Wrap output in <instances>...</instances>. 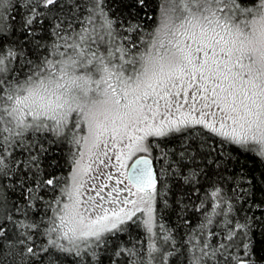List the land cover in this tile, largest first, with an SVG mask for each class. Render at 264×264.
<instances>
[{"label":"snow or ice","instance_id":"snow-or-ice-1","mask_svg":"<svg viewBox=\"0 0 264 264\" xmlns=\"http://www.w3.org/2000/svg\"><path fill=\"white\" fill-rule=\"evenodd\" d=\"M133 6L147 7L145 0ZM157 7V26L145 32L138 20L112 17L105 0H0V264H16L17 256L19 264H38L41 254L58 260L53 249L74 264H103L98 250L132 225L143 230L141 248L117 245L109 264L122 257L123 264H264L253 259L257 237L264 245V220L228 219L233 209L220 189L210 197L227 221L223 236L205 232L213 223L207 216L177 244L157 219L164 173L149 159L158 147L152 138L200 131L264 161V0H160ZM65 8L77 14L48 15ZM47 134L77 151L37 223L28 202L43 196L12 177L38 167ZM218 163L226 167L229 158ZM237 179L233 191L251 199L256 177ZM8 181L26 187L25 208H6ZM41 183L55 192L59 181ZM252 203L264 212V201Z\"/></svg>","mask_w":264,"mask_h":264},{"label":"trees","instance_id":"trees-1","mask_svg":"<svg viewBox=\"0 0 264 264\" xmlns=\"http://www.w3.org/2000/svg\"><path fill=\"white\" fill-rule=\"evenodd\" d=\"M22 2V0H21ZM71 2V0H69ZM160 0H145L147 7L140 8L133 6V0H105V3L111 9L112 17H120L121 19L131 17L133 21H139L145 32L153 31L157 26V18L159 16L158 3ZM77 13H69L65 8L63 12L53 11L49 13V17L59 16L60 19L67 21L71 15ZM148 17H151L149 19ZM10 18V15L8 16ZM19 22V16L16 17ZM40 28L39 25H34ZM49 23L46 20L43 25V35L46 42L48 40ZM135 38V37H133ZM9 39H21L20 34L12 35L9 33ZM31 38H29L30 40ZM23 43V41H21ZM32 45H26V50L30 51ZM36 55H39L37 52ZM153 144L158 145L151 151L152 158L155 163L157 172L163 171L164 175L159 176L158 189L160 194L156 200L157 219L164 226L165 230H169L176 238V243L179 244L181 237L186 234H194L199 231L198 225L205 221V217L211 216L213 223L207 225L205 232H215L223 236V224L227 223L221 216L214 214V206L220 203L219 199L210 197V193L216 189L221 190L231 204L233 211L229 212L228 219L233 222L239 220L243 222L244 216H252L253 214L260 220H264V212L261 209L255 208L253 201L260 204L264 201V184L259 183L264 181V161L255 157L252 154H245L237 150L235 145L222 143L220 137H209L195 131L191 135L177 134L175 137L167 138H152ZM40 143L43 145V151H37L35 155L38 159V167L32 168V173L27 176L21 174L19 177L13 176L12 181L23 180L25 186L34 188L36 197L43 196V200L31 199L28 202V218L40 222L43 215V206L53 198L60 195V189L64 186L67 178L73 169L71 163L72 152L77 151L67 143H61L53 135L47 134L45 139ZM221 157L229 158V163L225 167L219 164ZM169 165H172L169 167ZM195 173V177H193ZM35 174V175H33ZM240 175L248 177L255 176L254 195L251 199L240 195L239 192L233 191L235 185L240 181L237 179ZM55 178L59 181L56 185V191L51 190V186L45 187L41 182L48 178ZM185 177H193L194 182H186ZM33 179L40 187H35L32 184ZM12 181L7 182V188L4 194L7 197L6 208L12 210V206L19 203L23 209L25 205L26 187L16 183L13 186ZM240 195V202L237 203L236 197ZM203 201V204L201 203ZM251 206V210H250ZM219 211L218 208L215 209ZM20 215L19 213H13ZM140 215V214H137ZM264 227V226H262ZM260 229H257L259 233ZM145 240L143 230L132 225L126 232L119 233L109 238L108 244L104 249L98 250V255L103 264H109L107 257L112 255V249L119 245L122 248H141L140 241ZM209 244L216 243L215 236L208 237ZM40 242L37 241V244ZM146 248V244L144 245ZM59 256L57 260L55 256L41 254L38 264H49L50 260L55 261V264H74L73 258L59 253L53 249ZM183 251V249H177ZM145 254L146 253H142ZM264 257V245L260 243L257 237L256 254L253 257L254 261H259ZM121 264H123V257ZM184 260L180 256V261ZM16 264H19V257H16ZM31 264V261H29ZM115 264V258L112 262ZM168 264H171L170 260Z\"/></svg>","mask_w":264,"mask_h":264},{"label":"rangeland","instance_id":"rangeland-1","mask_svg":"<svg viewBox=\"0 0 264 264\" xmlns=\"http://www.w3.org/2000/svg\"><path fill=\"white\" fill-rule=\"evenodd\" d=\"M152 154V152H151ZM150 154V155H151ZM138 155H142V154H138ZM136 158V157H133V159ZM85 162H87V156L85 157ZM132 162V160L128 161V164L130 165V163ZM73 171V169H72ZM112 171H115L114 169ZM72 173V172H71ZM71 175V174H70ZM117 176H119V173H116ZM107 183H109L110 185L114 183V181H106ZM133 191H135V189H133ZM156 206V205H155ZM139 214V213H138ZM209 243V242H208Z\"/></svg>","mask_w":264,"mask_h":264},{"label":"water","instance_id":"water-1","mask_svg":"<svg viewBox=\"0 0 264 264\" xmlns=\"http://www.w3.org/2000/svg\"><path fill=\"white\" fill-rule=\"evenodd\" d=\"M134 159H135V158H134ZM134 159H133V160H134ZM149 159L152 160V165H151V166L153 167L154 171L157 172V169H156V167H155V163H154V160H153L152 156L149 155ZM131 164H132V162L130 163V165H131ZM130 165H129V166H130ZM158 184H159V183H158ZM158 184H157V187H158Z\"/></svg>","mask_w":264,"mask_h":264}]
</instances>
